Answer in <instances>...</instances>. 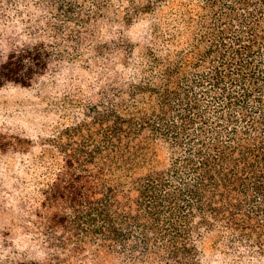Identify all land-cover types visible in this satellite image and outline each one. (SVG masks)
<instances>
[{"label":"trees","instance_id":"trees-1","mask_svg":"<svg viewBox=\"0 0 264 264\" xmlns=\"http://www.w3.org/2000/svg\"><path fill=\"white\" fill-rule=\"evenodd\" d=\"M0 57V86L88 73L31 177L50 264H264V0H0Z\"/></svg>","mask_w":264,"mask_h":264},{"label":"rangeland","instance_id":"rangeland-1","mask_svg":"<svg viewBox=\"0 0 264 264\" xmlns=\"http://www.w3.org/2000/svg\"><path fill=\"white\" fill-rule=\"evenodd\" d=\"M87 77L85 70L72 65L32 87L10 85L0 95V141L8 149L0 157V189L10 194L7 207L13 211L11 215L2 213L1 221L3 227H13L21 242L31 243V177L35 159L47 152L50 139L68 122L77 120V97L86 87ZM71 97L73 101L67 99ZM212 242L210 238L205 244L206 263L232 264Z\"/></svg>","mask_w":264,"mask_h":264},{"label":"clouds","instance_id":"clouds-1","mask_svg":"<svg viewBox=\"0 0 264 264\" xmlns=\"http://www.w3.org/2000/svg\"><path fill=\"white\" fill-rule=\"evenodd\" d=\"M40 43L42 42L25 45V47H35ZM21 49L22 48L16 47L10 48L7 55L12 51H16L17 54H19V51ZM6 62V59L0 57V63ZM10 85L14 88L22 87L21 85L16 84L12 81H6L5 85L3 87H0V95H3L5 93V90L8 89ZM0 232H3V229H0ZM9 237L11 238L0 239V264H25V262L27 261H36L37 264H50L52 254L46 243L34 244L21 242L19 236L13 233H10Z\"/></svg>","mask_w":264,"mask_h":264}]
</instances>
